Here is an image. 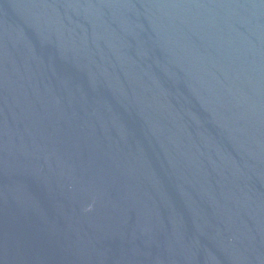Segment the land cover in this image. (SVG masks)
<instances>
[{"label": "water", "instance_id": "water-1", "mask_svg": "<svg viewBox=\"0 0 264 264\" xmlns=\"http://www.w3.org/2000/svg\"><path fill=\"white\" fill-rule=\"evenodd\" d=\"M0 264H264V0H0Z\"/></svg>", "mask_w": 264, "mask_h": 264}]
</instances>
